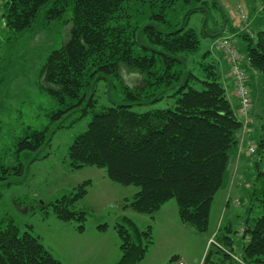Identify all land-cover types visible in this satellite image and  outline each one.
<instances>
[{
  "label": "trees",
  "instance_id": "16d2710c",
  "mask_svg": "<svg viewBox=\"0 0 264 264\" xmlns=\"http://www.w3.org/2000/svg\"><path fill=\"white\" fill-rule=\"evenodd\" d=\"M1 1L5 28L15 33L34 28L43 9L48 21L62 17L66 10L71 12L67 40L49 54L42 68L50 92L65 105L57 116L80 109L93 113L87 129L68 148L71 167L103 168L112 181L138 187L126 206L140 213L153 216L174 199L180 220L207 232L212 203L222 188L231 150L244 126L228 98L215 55L207 51L195 61L197 72L189 66V55L200 46L196 29L187 27L190 15L198 8L191 4L207 0ZM260 16L262 27L255 31L231 27L247 42L246 51H241L236 41L247 73L264 74V0ZM225 19L227 28L230 20ZM224 27L222 19L211 33L218 34ZM124 70L139 75L140 84L129 86ZM102 79L120 85L132 103L97 108L93 92ZM166 97L175 98L173 106L141 113L132 109L133 105ZM255 126L257 132L251 139L256 145L254 170L258 171L256 180L262 178V182L259 187L254 180L245 183L250 195L247 201L257 202L261 215L251 222V208L247 211L242 232L247 240L236 264H264V167L257 166L264 160V116ZM249 127L254 132L251 123ZM49 143L46 130L34 131L18 142L17 152L38 153ZM25 165H0V180H7L8 173H22ZM89 184V180L84 182L76 193L47 203L43 209L51 206L60 220L79 222L77 230L82 232L86 212L77 209L76 203L86 195ZM124 222L116 225L121 249L116 264H139L154 243L152 225L139 228L129 218ZM236 232L229 223L215 235L217 252L224 255L217 264L232 258ZM0 264L63 263L38 236L21 233L10 220L0 228Z\"/></svg>",
  "mask_w": 264,
  "mask_h": 264
},
{
  "label": "rangeland",
  "instance_id": "374dc122",
  "mask_svg": "<svg viewBox=\"0 0 264 264\" xmlns=\"http://www.w3.org/2000/svg\"><path fill=\"white\" fill-rule=\"evenodd\" d=\"M262 2L263 0H207L206 3H192L191 6L198 8L190 15L187 27L196 29L200 46L198 51L189 55V66L197 72L194 62L199 61L203 54L207 51L214 55L221 54L215 48L216 40L233 33L231 27L240 20L238 14L240 7L249 12V23L245 30L252 32L260 29ZM4 10L3 2L0 0V165L8 167L18 163L26 165L22 173H8L7 180H0V228H5L8 222L13 220L21 233L29 231L33 235H39L46 249L55 255H59L60 252L65 257V264L74 261L73 264H112L114 251L118 253V258L121 255L116 225L125 223V218H129L136 222L139 228L148 226L145 223L158 225L154 232L155 243L139 264H178L175 259L171 261L173 254H169L175 251L182 254L180 258L182 264H204L208 255L207 264L223 260V253L217 252L214 244L215 235L219 230L213 236L214 241L207 242V236L211 237L217 227L219 197L213 205L209 230L201 233L194 229L193 232L189 231L192 227L188 225L185 233L181 228L165 225L166 220L174 218L175 213L172 210L174 207H171L174 205H168V209L160 214L155 213V218L158 219L155 222L149 214L137 212L126 206L138 187L112 181L103 168L71 167L68 148L75 137L87 129L93 113L91 110L85 113L80 109L68 115L57 116L58 111L65 105L50 92L42 76V68L49 54L60 48L69 36L71 12L66 10L62 17L48 21L46 11L43 9L34 28L23 33H15L5 28ZM225 16L230 20L227 28L219 36H213L211 32L220 25L222 19L225 20ZM236 38L240 50L246 51L247 42L244 37L238 35ZM123 73L129 86L140 84L139 75H130L125 70ZM93 97L97 108L132 103L126 99L120 85H110L104 79L97 83ZM174 102L175 98L166 97L158 102L133 105L132 109L141 113L171 107ZM251 110L245 118L249 123ZM42 130H46L47 136L50 137L49 144L38 153L25 150L17 152L18 142L22 138L29 137L34 131ZM253 172L255 175L251 179L259 187L262 178L260 181L256 180L258 171L255 169ZM88 180L90 181L87 186L88 192L76 203V208L84 210L87 218L84 228L86 233L80 236L72 232L74 228L77 230L79 222L74 220L63 222L55 215L51 206L45 209L43 206L64 195L76 193L78 186ZM169 202L168 204H175L176 201L172 199ZM238 206L237 210L244 218L248 217L247 211L251 208V222L261 215V208L255 201L253 203L244 201ZM228 224L225 221L222 227ZM233 229L238 232L233 235L236 239L232 258L225 259L222 264H236L242 254L245 239L241 236L239 239L237 235L239 236L244 229L238 228V221H233ZM97 233H101L104 238L101 241V249L89 253L90 257L87 260L82 259L78 254V247L92 241L91 234Z\"/></svg>",
  "mask_w": 264,
  "mask_h": 264
},
{
  "label": "crops",
  "instance_id": "0c3cea01",
  "mask_svg": "<svg viewBox=\"0 0 264 264\" xmlns=\"http://www.w3.org/2000/svg\"><path fill=\"white\" fill-rule=\"evenodd\" d=\"M248 15H249V12H248ZM257 25H258V22H257ZM237 43H238V40H237ZM215 58L217 59V62L219 64V68H220L219 73L221 75L223 82L225 83L227 93H228V98L232 102L234 109H235V112L238 114V110L240 107V100L235 93L234 82H233L232 77L230 76V67L221 54H215ZM248 74L250 77L249 83L251 85L252 98H253V107H252L249 119H251L250 123L254 127V132L248 133L246 131L245 122L247 119L239 116L240 119L244 121V126L242 127V129L239 131V133L237 135L238 144L234 148H232V150H231L230 161H229L226 173H225V178H224V183L222 185V188L217 193V195L215 196L214 201L212 203L210 217H211V214L213 213V205H214V203H216L215 200L217 199V197H219L217 199V201H218L217 205H219V216H218L217 227L212 232L211 237L207 236V242L214 240V238H213L214 234H216V232L220 228H222L225 221H226V223H230L232 225H233V221H238V228L243 227L245 224V218L243 215H241V213L237 210V208L239 207L238 206L239 204H242L244 201H247L249 199V196H250L249 195V188L247 187L245 181L246 182L247 181H251V182L253 181V179H251V177L255 175L253 170H254V166L256 165V160H257V156H252V155H249V153H248V141L251 140L254 137V133L257 132V130L255 128L256 127L255 124L258 122L260 117L264 116V98H263L264 74H261L257 71H254V70H249ZM261 85H262V87H261ZM258 162H260V163H258L257 166L259 168H263L264 160L258 161ZM243 178H245L244 181H243ZM137 191L138 190H136L132 196H134V194ZM127 200H129V198ZM168 203H170V202L168 201V202L164 203L162 205V207L156 213L160 214L162 211H165L166 209H168L167 208L168 205H174V206H171V207H174V208H172V210L175 213L174 218L172 220H166L167 222H165V225L166 226H170V225L175 226L176 228H179V229L181 228L186 233V231L188 229L187 228L188 224L184 223L180 220L179 215H178L177 203L176 202H175V204H168ZM150 217L153 218V220L155 222H157L158 219L155 218V214L153 216L150 215ZM63 222H66V221H63ZM144 222H148V221H144ZM145 224H148V226L152 225L150 223H145ZM157 226L158 225L156 223L154 225H152L153 235L157 229ZM190 227H192V226H190ZM189 229H191L189 231L194 232L193 227L189 228ZM72 232L75 233V235H80V236H83L86 233L85 230L80 232V231L76 230V228H74L72 230ZM117 236H118V234H117ZM240 236L243 237L242 232H241V234H239V236L237 235V238L239 237V239H240L241 238ZM73 237H75V236H73ZM91 237H92V241L87 242L83 245H80V247H78L79 249L77 251H78V254L82 256V259L87 260L90 257L89 253L99 251L101 249V241L104 239L102 234L101 233L91 234ZM91 237L89 239H91ZM38 238H39L40 242L42 243L41 237L39 235H38ZM118 239H119V237L117 238V240ZM244 239H245V241L247 240V238H244ZM115 241H116V239H114V243H115ZM154 243H155V239H154ZM154 243L152 244V246L154 245ZM118 244H119V251L121 252L120 239L118 240ZM115 245H117V243H115ZM44 247L46 248L45 245H44ZM151 247H150V249H151ZM48 251L55 258H57L63 264H65V262H64L65 257L60 252L58 253L59 255H55L50 250H48ZM117 254L118 253H116V251H114V253L112 255L114 261H112L113 262L112 264H116L121 259V255L118 258ZM169 254H173V257H175V261H177L179 264V262L181 260L180 258L182 257V254L180 253V251H175V253H169ZM78 258L81 260L80 256H78ZM239 261H240V257H239ZM74 262H70L69 264H73ZM215 264H217V263H215Z\"/></svg>",
  "mask_w": 264,
  "mask_h": 264
},
{
  "label": "built area",
  "instance_id": "2783aa9c",
  "mask_svg": "<svg viewBox=\"0 0 264 264\" xmlns=\"http://www.w3.org/2000/svg\"><path fill=\"white\" fill-rule=\"evenodd\" d=\"M238 14L240 20L237 22L236 28L242 31L247 27L248 14L241 7L239 8ZM237 33L236 31L230 35L217 38L215 48L224 55L229 63L230 74L232 75L235 85V93L240 100L238 114L242 118H247L252 107V93L249 85L248 73L243 65L245 57L236 46ZM248 123L249 122L246 120L245 129L248 133H252V128L249 127ZM248 153L249 155L256 153V145L252 140L248 141ZM179 264L182 263L179 262Z\"/></svg>",
  "mask_w": 264,
  "mask_h": 264
},
{
  "label": "water",
  "instance_id": "95a60500",
  "mask_svg": "<svg viewBox=\"0 0 264 264\" xmlns=\"http://www.w3.org/2000/svg\"><path fill=\"white\" fill-rule=\"evenodd\" d=\"M226 19L224 20V23H225V27L223 28V30L220 32V33H218V34H212L213 36H219L221 33H223L224 31H225V29H226Z\"/></svg>",
  "mask_w": 264,
  "mask_h": 264
}]
</instances>
